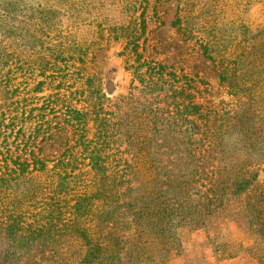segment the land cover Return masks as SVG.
<instances>
[{"label":"trees","instance_id":"1","mask_svg":"<svg viewBox=\"0 0 264 264\" xmlns=\"http://www.w3.org/2000/svg\"><path fill=\"white\" fill-rule=\"evenodd\" d=\"M176 1L173 26L216 67L227 103L202 106L185 76L140 62L149 0H0L9 41L0 45L1 256L171 264L183 255L180 230L227 220L252 235L249 264H264V183L255 171L264 166V2L253 26L229 17L227 0ZM106 29L138 65L125 68L129 93L108 98L87 77L66 96L58 84L37 98L55 80L49 59L83 63ZM89 31L95 39L81 38ZM136 100L142 133L122 112ZM51 113L64 119L53 125ZM52 141L61 151L42 156ZM222 239L210 244L230 257Z\"/></svg>","mask_w":264,"mask_h":264},{"label":"rangeland","instance_id":"2","mask_svg":"<svg viewBox=\"0 0 264 264\" xmlns=\"http://www.w3.org/2000/svg\"><path fill=\"white\" fill-rule=\"evenodd\" d=\"M258 2L259 0H227L228 16H232L233 13L243 14L242 16H246L248 22L255 26L261 18L257 12L260 7ZM148 4L146 15L147 40L140 51V62L148 63L151 67L165 68L168 73H173L177 79L185 76L191 81V86L201 92L202 97H205L198 103L202 106H206L208 103L213 105L221 102L227 103L228 98L219 87V72L216 67L204 58L195 40H186L187 35L184 34L183 30H178L177 27L173 26L177 1L149 0ZM216 13L217 9L211 7L208 17L211 24L215 23ZM82 37L87 41H92L96 35L89 31L83 32ZM8 44L9 41L5 36L3 26H0V45L7 47ZM126 54L124 43L116 42L111 32L106 29L103 38L97 40V46L91 50L83 63H62L49 59L52 66L49 68V72L53 73L55 80L49 87H44L42 92L37 94V98H45L55 94L57 92L55 87L58 84L62 86L61 91L58 92L62 96H66L69 94V90L84 88L87 77H93L92 84L99 86L108 98L123 97L129 93V88L133 83L131 70L125 68H131V66L137 68L138 66L134 62L135 58L130 60ZM204 93H208V95ZM38 103L40 105L42 101ZM60 108L61 105L57 106L55 110ZM122 112L124 115L136 116L132 121V126L138 133H142L147 124L142 113L141 101L136 100ZM53 114L47 116L53 125L56 122H62L64 119V117H59L56 121L53 119ZM61 144L53 143V141L43 144L42 156L57 154L61 151L59 146ZM255 171L258 181L264 183V166H260ZM211 223L205 230L190 232L182 229L179 231L183 255L173 260L171 264H249L251 258L246 250L250 249L253 243L252 235L248 230L244 227H237L236 224L227 220H217ZM217 233L223 235L221 242L225 243V247H228L230 257L221 256V251L216 252L214 246L210 244V240ZM5 247V240L0 237V264H34L39 260L37 258L33 262L31 255L18 260H9L5 254L1 256Z\"/></svg>","mask_w":264,"mask_h":264}]
</instances>
